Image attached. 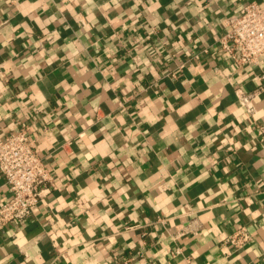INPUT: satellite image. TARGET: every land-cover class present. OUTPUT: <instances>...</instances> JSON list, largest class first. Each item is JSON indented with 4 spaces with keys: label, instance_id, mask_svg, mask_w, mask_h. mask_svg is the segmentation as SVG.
Listing matches in <instances>:
<instances>
[{
    "label": "crops",
    "instance_id": "crops-1",
    "mask_svg": "<svg viewBox=\"0 0 264 264\" xmlns=\"http://www.w3.org/2000/svg\"><path fill=\"white\" fill-rule=\"evenodd\" d=\"M251 2L0 0V140L52 176L0 264H264V55L220 42Z\"/></svg>",
    "mask_w": 264,
    "mask_h": 264
},
{
    "label": "built area",
    "instance_id": "built-area-1",
    "mask_svg": "<svg viewBox=\"0 0 264 264\" xmlns=\"http://www.w3.org/2000/svg\"><path fill=\"white\" fill-rule=\"evenodd\" d=\"M226 23L229 30L220 40L222 48L231 53L239 65L256 64L264 55V5L251 2L229 17ZM236 94L246 111L255 114L254 101L259 92L247 93L238 89ZM0 173L11 192V197L0 205V224L28 219L41 197V188L51 182L52 176L27 130H18L0 140ZM249 240L245 228L229 238L236 249H242Z\"/></svg>",
    "mask_w": 264,
    "mask_h": 264
}]
</instances>
